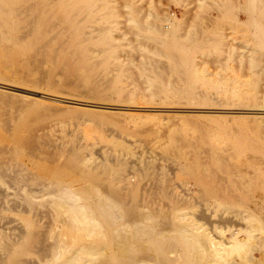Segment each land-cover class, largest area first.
I'll return each instance as SVG.
<instances>
[{"label":"rangeland","instance_id":"obj_1","mask_svg":"<svg viewBox=\"0 0 264 264\" xmlns=\"http://www.w3.org/2000/svg\"><path fill=\"white\" fill-rule=\"evenodd\" d=\"M6 1L8 0H0V16L2 17H0V136L4 135L0 139V149L3 143L12 142L13 126L19 124L26 125L36 133L48 135L57 144L41 145L33 156L30 155L31 157L27 154H25L26 157L23 155L22 158L27 162L28 168L35 174L34 181L25 182V184L19 181L18 184H13L10 182L12 179L0 168V183L7 188L9 186L8 191L18 193V196L21 191L23 193L30 191L31 194L37 192V197L32 194L36 199L34 202L43 203L48 207H41V210L49 209V217L45 215L47 210L38 212L42 213H40L42 218L38 224L47 243L62 246L63 253L67 252L65 254L69 256L76 252L78 257L81 251L82 254H79L81 258L84 254L82 247L92 248L96 251L92 257L100 260V263L112 257L117 258L119 253L127 251V254L129 252L132 254L125 253V257L128 256L133 260L137 257L146 258L145 261H149L148 264H185V259L194 260L195 258V264H216L217 261L219 264H234V262L235 264H264V248H262L264 247V179L256 175L259 171L256 169L260 166L264 167L262 161L264 159L261 160L263 156L247 147L239 154L237 147L222 143L229 136L232 138L237 134H244L248 137L250 145L251 143L264 145V117H254V119L251 117L264 112L247 110L264 108V0H130L129 2L117 0L116 4L109 2L107 7L103 8L100 0H94L95 6L100 7L94 17L85 18L77 24L71 22L70 25L73 26H69L67 30L69 34H67L68 42H65V48L68 51L73 50L74 57L81 66L78 74L82 79L78 82L74 77V80L72 79V75L67 77L64 75L63 79L62 70L56 69L51 59L47 60V57H43L44 49L37 51L39 47L32 40L33 37L22 36L17 30L15 33L10 31V23L12 22L11 26L21 24L25 15L17 11L8 13ZM247 2L252 4L253 13L255 12L252 15L255 21L252 20L250 11L246 9ZM99 28L103 29L99 30ZM259 28L262 31L260 38ZM161 32L174 34L183 45L184 53L182 54L186 62L184 67L186 72L172 69V65L165 56L164 48L156 41V37ZM218 33L225 37L223 44L215 42ZM16 35H21L19 40L15 39L18 37H15ZM46 35L47 33L42 34L38 39L43 41ZM48 36L50 37L51 34ZM19 50H22L21 54ZM40 53L42 56L39 55ZM152 59L159 61L158 70L151 65ZM138 62H144L146 69ZM187 64L192 65V68L190 69ZM131 67L134 74L129 69ZM91 74L102 75L129 88H133L135 82H140L146 95L125 99L110 90L102 91L99 88L98 90L104 92L105 96L104 98L96 97L86 77ZM189 74L191 81H188L191 85L188 87L185 85V76ZM68 77L72 79L71 85L65 82ZM206 82H213L215 85L209 87L204 84ZM150 83L160 86L169 85V88L165 92L151 96ZM219 83H221L220 90L229 92L236 88L237 95L218 94L216 84ZM74 84L77 85L74 86ZM185 89L194 94H182L181 91ZM195 93H205L207 97ZM191 98L195 101L208 98L210 99L208 104L211 107L216 106L219 101L227 100L230 105L223 107L230 108L228 110L231 111L242 110V112H227L228 110L225 109V112L193 113L177 108L184 104L188 105L186 102ZM110 104H132L134 107L133 109L126 106L110 107ZM153 114H158L160 118ZM171 120L173 121L170 123ZM163 124L164 131L169 124L173 128L169 131L167 128L163 134L161 132ZM171 133V136L176 138L177 149L165 152L163 147L170 143L169 134ZM214 142L221 146L219 154L226 156L228 171L232 172L229 180L225 177L221 180L223 184H228L230 199L219 198V184L214 181L210 183L211 185L201 186L183 171L196 161L193 157L194 153L201 162H205L208 168L213 167L209 152ZM71 144L82 146L79 150L86 161L78 166L67 159ZM86 144L88 147L85 148ZM177 152L183 153L186 159L176 162L173 155ZM256 153L260 155L258 160L255 159L257 161L251 159L253 158L251 156L258 157ZM7 156V152L1 153L0 150V160ZM146 158L155 162L156 169L151 172L150 177L141 179L139 167L141 160ZM249 158L252 161H249ZM102 159L116 170L122 168L120 160H127L129 175L137 173V177H131V181L139 183L135 195L132 196L133 199L129 201L133 209L136 208L133 214L138 212L134 217L137 218V215H140L137 218L138 222H133L134 218L127 221L121 213V208L116 207L115 209L118 210L116 212L121 216L118 219L120 229L118 227L119 231H117L121 234L116 230L113 231L118 233L115 238L112 237L111 226L107 224V221L105 222L107 217L96 211L94 202L98 196L108 198V195L110 196L108 187L118 182L113 178H107L103 170L99 171L95 179L78 173L80 169L93 165V161ZM258 161H261L263 166ZM238 169L243 172L250 170L259 180L250 175V172H246V175L250 176H239ZM218 171L217 173L224 174L221 170ZM160 173L165 174L167 182L162 177L166 185L164 190L157 191L153 184L157 177L152 174L158 176ZM248 178H252L251 180L255 178V183L253 184L254 180L249 182ZM260 182L262 186L257 188ZM2 186L1 188H6ZM13 188L22 190L17 191ZM18 196L17 198L20 199ZM79 207L84 210L82 211ZM0 210L2 215L16 219V221L11 219L9 223H1L3 228L6 227L4 230L9 232L13 224L15 225L18 221L23 224L32 215L20 209L1 207ZM74 210L79 215L84 212L82 216L77 217L82 218L83 222L75 221L73 215H77L73 213L77 212ZM8 217L7 220H9ZM98 222L107 226H99ZM130 222L133 227L130 226ZM230 225L244 229L243 236L241 235L244 238L240 237L243 242L232 249H227L228 252L232 250L230 253H225L226 249H222L224 253L220 252L221 250L217 253L216 249L209 251L207 248L208 253L203 246L204 243H200L207 241L202 233L208 232L209 235L218 239L220 232ZM180 227L185 229L186 234L201 235L199 243L203 248L198 245L197 239H190L193 240L192 242L189 239L187 242V239L182 240L176 233ZM195 230L198 231L194 232ZM227 233L224 234L225 239L230 237ZM246 233L251 234V237L248 235L250 239L248 237L245 239ZM120 238L124 241L122 242ZM138 240L141 242L139 243ZM193 242H196V246ZM29 256L38 260L35 249L31 250ZM191 256L193 259L190 258ZM158 257L164 258L160 261ZM144 259L137 260L144 261ZM194 261L191 263L193 264Z\"/></svg>","mask_w":264,"mask_h":264},{"label":"bare ground","instance_id":"obj_2","mask_svg":"<svg viewBox=\"0 0 264 264\" xmlns=\"http://www.w3.org/2000/svg\"><path fill=\"white\" fill-rule=\"evenodd\" d=\"M102 3L101 7H107V5L109 4V2H112V3H117V0H100ZM119 1V0H118ZM122 0H120L121 2ZM124 1H130V0H124ZM248 1V0H247ZM7 3V7H6V10L8 11V13H11L12 11H17V13H22L25 15V19L21 22V24L15 26L12 24L11 26V23H10V31L12 33H15L16 30L17 32L19 31L22 36L23 35H29L31 37H33V41L36 43V45H38V50L37 48H35L37 51H39V49L43 48L45 51L44 54L45 56L43 57H47L46 59L48 60L51 59L50 61L51 62H54L55 63V67L56 69L59 68V70L61 69L62 72H63V79H64V75H72V79L73 77L75 78V80L80 81L82 79V77L78 74L79 73V69H80V65L78 64L77 62V59L76 57H74V52L72 51H68L66 48H65V42L67 41V34H69V32L67 31L68 30V27L69 26H73V25H70L71 22H75V24L79 23L80 21H82L83 19L85 18H88V19H91L94 17L95 15V12L100 8V7H97L95 6V4L93 3L94 0H8L6 1ZM254 7V6H253ZM5 8V7H4ZM246 9L248 11H250L251 15L253 13V9H252V4H250L249 2H247L246 4ZM263 9V8H262ZM3 10V9H2ZM264 12V10H263ZM16 13V15H18ZM138 13V12H136ZM247 13V12H246ZM255 13V12H254ZM253 13V14H254ZM264 15V14H263ZM20 16L22 17V15L20 14ZM138 16V15H137ZM1 17V16H0ZM11 17V16H10ZM2 18V17H1ZM17 18V17H15ZM248 18V17H247ZM260 19V18H259ZM252 20L255 21V17L252 15ZM19 23V22H18ZM262 24V22H261ZM264 27V26H263ZM103 28H99V30H102ZM153 29V28H152ZM259 38H260V33L262 32L261 31V28H259ZM154 32V30H152ZM95 32V31H94ZM47 33L46 35V38L45 40L41 41L38 39V37L42 34H45ZM77 33V32H76ZM151 33V32H150ZM51 34V36L49 37L48 35ZM12 35V34H11ZM81 35V34H80ZM18 36V37H17ZM21 36V35H20ZM19 35H16L15 39H18L20 37ZM48 36V38H47ZM263 37V35H262ZM261 37V38H262ZM14 38V37H13ZM21 39V38H20ZM95 39V38H94ZM184 39V38H183ZM225 39L224 36H222V34L218 33L217 36L215 37V42L216 44L218 43H221L223 44V40ZM19 40V39H18ZM70 41V40H69ZM74 41V40H73ZM156 41H157V44L159 46H162L164 48V53H165V56L166 58L168 59V62L172 65V69L174 70H181L184 72L185 68L186 67L185 65V60L183 58V54L184 52H182V48H183V45L180 44V42L178 41V38L176 36H174V34H171V33H165V32H161L158 37H156ZM32 42V41H31ZM33 42V44H35ZM68 42V41H67ZM11 43V42H10ZM99 43V42H98ZM100 44V43H99ZM106 44H110V43H106ZM1 45V44H0ZM67 45V44H66ZM75 45V44H74ZM35 46V45H34ZM104 46V45H103ZM6 47V45H5ZM33 47V46H32ZM79 47V46H78ZM4 48V47H3ZM71 48V47H70ZM5 49V48H4ZM27 49V48H26ZM12 50V49H11ZM1 51V50H0ZM43 51H41L43 53ZM75 51V50H74ZM32 52H36V51H32ZM76 52V51H75ZM19 53L21 54L22 53V50H19ZM42 53H40L39 55L42 56ZM77 53V52H76ZM87 53V52H86ZM82 55V53H81ZM102 56V55H101ZM80 57V56H79ZM97 57V56H96ZM190 57V56H189ZM83 59V58H82ZM45 60V59H44ZM90 63V62H89ZM140 63L139 65H141L142 67H144L146 69V65L144 62H138ZM150 63L151 65L155 66V69H159V61L156 60V59H152L150 60ZM189 63V62H188ZM53 65V64H52ZM188 65V64H187ZM98 66V65H97ZM103 66V65H101ZM100 66V67H101ZM190 66L189 68L191 69L192 68V65H188ZM187 66V67H188ZM53 68V67H52ZM131 73L134 74V70L131 68H129ZM154 69V68H153ZM189 69V70H190ZM60 70V71H61ZM194 71V70H193ZM186 72V70H185ZM87 73V72H86ZM85 74V73H84ZM115 75V74H114ZM120 75V74H119ZM198 76V75H197ZM44 77V76H43ZM89 83H90V86L92 88V90L94 89V95L96 97H103L105 96L104 92H100L99 90H102V91H106V90H110L112 91L114 94H118V95H121L123 98H131V97H135V96H138V95H142V94H145L146 93L144 92L143 90V86H142V83L140 82H135L134 83V87L133 88H129L128 86L126 85H122V84H119L117 82H114L113 80L111 79H107L105 78L104 76L102 75H87L86 76ZM186 77V83L185 85L186 86H190L191 85V82H189L188 80H190V74L185 76ZM199 77V76H198ZM113 78V77H112ZM119 78V77H117ZM51 79V78H50ZM68 79L67 82L69 85H71L70 82H72V79L70 80L69 77L66 78ZM195 79V78H194ZM198 79V78H197ZM62 80V79H61ZM70 80V81H69ZM74 80V79H73ZM117 80V79H116ZM69 81V82H68ZM148 81V80H147ZM191 81V80H190ZM63 83H65L64 81H62ZM66 83V84H67ZM206 86H214L215 83L213 82H206L204 83ZM73 85V84H72ZM77 84H74V86H76ZM169 85H157V84H153V83H150V95H156V94H160L162 92H165L168 90V87ZM228 86V85H227ZM184 87V86H183ZM220 87H221V83L219 84H216V89H217V93L219 94H226V93H229V94H232V95H237L238 91L236 88H234L233 90L227 92V91H222L220 90ZM101 88V89H99ZM99 89V90H98ZM189 89V88H188ZM188 89H185V90H182L181 93L184 94V95H193L194 93H192L190 90ZM138 93H137V92ZM221 91V92H220ZM178 92V91H177ZM196 95H204L206 96L205 93H195ZM93 97V96H92ZM207 97V96H206ZM116 98V96H115ZM193 98L189 99V101H187L186 104H184V106H181V107H177V108H181L182 111H187V112H193V113H207V112H221V111H224L225 109H230V108H226V107H223V106H229L230 105V102L227 101V100H222V101H219V103L216 104V106H210V104H208L210 102V99L208 98H200L199 100L195 101L194 99L192 100ZM111 100V99H109ZM117 100V99H116ZM115 103V102H114ZM96 104H97V101H96ZM95 104V105H96ZM98 104H100L98 102ZM103 104V103H102ZM116 104V103H115ZM115 104H110V107H119V106H126L127 108H131L133 109L134 105H115ZM106 105V104H105ZM104 105V106H105ZM109 106V104H107ZM213 105V104H211ZM166 106V105H164ZM170 106V105H169ZM125 107V108H126ZM176 108V107H175ZM233 108V107H232ZM236 108V107H235ZM168 110V109H167ZM179 110V109H178ZM249 112L251 111H254V112H264V108H252V109H247ZM175 111V110H174ZM225 112V111H224ZM227 112H235V113H238V112H242V110H239V111H231V110H228ZM244 112V111H243ZM259 114V113H257ZM155 117H159L157 116L158 114H153ZM163 115V114H162ZM264 117V114H259V115H256V116H252L251 117L254 119V117ZM166 117V116H165ZM168 117V116H167ZM198 117V116H197ZM160 118V117H159ZM162 118V117H161ZM169 118V117H168ZM167 118V120H168ZM155 119V118H154ZM163 119V118H162ZM262 119V118H261ZM162 121V120H161ZM173 120L170 121V123L172 122ZM175 122V121H174ZM147 128V127H146ZM167 128H168V131L173 128L170 124L167 125ZM167 128H165L167 130ZM198 128V127H197ZM13 134H12V142H5L1 145V153L2 152H7L8 153V156L5 157V159H1L0 160V168H1V171L6 173L11 179L12 181L10 182H13V184H18L19 181H21L23 184H25V182H30V181H34L35 180V174H33L31 172V170L28 168V164H26L27 162H25L23 160V155L25 156V154L27 155H31L33 156L34 155V152H36V150L38 149L39 150V147L41 145L45 146L44 144H48L51 145V144H57V142H55L54 140H52L48 135L46 134H40V133H36L35 131H33L31 128L27 127L26 125L24 124H19V125H14L13 126ZM9 130V129H8ZM19 130V131H18ZM153 130V129H152ZM162 130L161 131L163 134H165V131H164V124L162 126ZM8 132L11 133V130H9ZM203 132V131H202ZM224 133V132H223ZM162 134V135H163ZM171 134H169L170 136V143L166 146L163 147V150L165 152H171L172 150H175L177 149V141H176V138L171 136ZM224 135V134H223ZM233 135V134H232ZM4 135L1 134L0 136V139L1 137H3ZM168 136V137H169ZM157 137V136H156ZM160 137V135L158 136ZM202 137V136H201ZM200 137V138H201ZM248 137L244 134L242 135H238L237 136H233L232 138L229 136L227 139L223 140L222 143H225V144H232V146L234 147H237L238 148V153L241 151V150H244L245 147L248 148H251V150H256L257 152H259L260 154H262V159H264V145L263 146H259V145H256V144H252L250 145V142L249 140L247 139ZM202 139V138H201ZM8 140V139H7ZM168 141V140H167ZM205 141V140H204ZM67 143V142H65ZM64 143V144H65ZM155 144V142L153 143ZM250 146V147H249ZM58 147V146H57ZM65 147V146H64ZM69 147L70 150L67 152V159L69 161H71L73 164L75 165H80L82 163H84L86 160H85V156L82 155V153L80 152L79 147L78 145L76 144H71ZM85 148L88 147V145L86 144L84 146ZM67 148V147H66ZM65 148V149H66ZM27 149V151L25 150ZM41 149V148H40ZM221 149V146L217 143H213L212 147H211V151L209 152V157L210 159L212 160L213 162V167H210L208 168L205 164V162H201L199 157H197V154L194 153L193 154V157L194 159L196 160L195 162H193V165H190L188 168L184 169L183 171L188 174V176H191L190 179L192 180H195V182L199 183L201 186H206V185H211L210 183H212L213 181L216 183V184H219V198H222L225 200V198H229V191H228V184H223V182L221 180H223V178L225 177L227 180H229V176H231V173L230 171H228V163L225 161V157H223L222 155H220L219 153V150ZM253 150V151H254ZM27 152V153H26ZM40 152V151H39ZM50 153V152H49ZM237 153V152H236ZM171 154V153H170ZM240 154V153H239ZM258 154V153H256ZM48 155V154H47ZM30 156V157H31ZM54 156V155H53ZM174 159L177 161H180L181 159L184 160V158L186 157L183 153L181 152H177L175 153L174 155ZM257 156V155H256ZM254 158V156H251L253 158H251L252 160H255L257 158H259V154H258V157ZM26 157V156H25ZM119 157V156H118ZM149 157V156H148ZM53 158V157H52ZM120 158V157H119ZM145 158V157H144ZM189 158V157H188ZM35 159V158H34ZM186 159V158H185ZM248 159V157H247ZM249 158V161L251 160ZM136 160V159H135ZM251 160V161H252ZM255 160V161H257ZM260 160V159H259ZM27 161V160H26ZM35 161V160H34ZM108 161V160H107ZM111 161V160H110ZM248 161V162H249ZM254 161V162H255ZM264 162V160H262ZM247 162V161H246ZM253 162V164H254ZM259 163L261 161H258ZM262 162V163H263ZM93 165H91L90 167L88 168H82L80 169V171H78V173L82 176H85V177H88V178H97L98 174L100 173L99 171H104L106 173V177L107 178H113L115 179L118 183H115L113 184L112 186H109L108 187V190L109 193H110V196L108 195V198L104 199V198H101V197H97L96 198V201L94 202L96 204V211L97 212H100L101 214H104L106 217H107V220H105V222L107 221V224L111 226V230H112V233L113 231H119L120 227H119V222H118V219H120V215L118 214V210H116L117 208L116 207H120L121 210H122V215H124V217L127 218V221H131L133 220L132 218H134V221L133 222H138L137 221V218L140 216V215H137L138 217L135 218L134 216L138 213V212H134L136 214H133V210L136 209L134 208L133 209V205H131L129 203L130 199H133L132 196L135 195V191L136 189L139 187V183H135L134 180L131 181V177H137V173H133L132 176L129 175V162L127 160H120V163L122 165V168L121 170H116V169H112L111 168V164L110 163H105L104 162V159H102L101 161H93L92 162ZM155 162L152 160V159H149V158H146V159H143L141 160V164H140V167H139V172L141 173V179L143 178H147V177H150L151 175V172L154 171L156 168V166L154 167V164ZM179 163V162H178ZM188 163V162H187ZM190 163V162H189ZM250 163V162H249ZM258 163V166H260ZM261 164V163H260ZM72 165V164H71ZM159 165V164H157ZM211 165V164H209ZM263 166V164H261ZM137 166V165H136ZM212 166V165H211ZM245 166V165H244ZM251 166V164H250ZM255 166V165H254ZM257 166V164H256ZM257 166V167H258ZM247 167V166H245ZM253 167V166H251ZM242 169V168H241ZM239 170L238 169V175L239 176H242V177H245V176H250L252 173L251 171L249 170L250 172V175H246V171L243 172L242 170ZM244 169V168H243ZM247 169V168H246ZM256 169V168H255ZM261 169H264V167L262 168L261 166L258 167V169H256V171H258L256 173V175H259L258 177H261L262 179H264V170H261ZM48 170V169H47ZM161 170V169H159ZM172 170V169H171ZM218 170H221L222 172H224V174H220V173H217ZM254 171V170H253ZM255 171V172H256ZM261 171V172H260ZM1 172V173H2ZM219 172V171H218ZM247 172V173H249ZM76 173V172H75ZM260 173V174H259ZM220 174V175H219ZM157 177L155 179V182L153 184H155V187L157 189V191H162L164 190V187L166 185V178H165V174L163 173H160L158 174V176H156V174H152V176ZM254 173L252 174V176H255V178L258 179V177L256 176ZM261 175V176H260ZM251 176V177H252ZM263 176V177H262ZM162 177L165 178V181L162 180ZM241 178V177H240ZM247 178V177H246ZM246 178L244 180H246ZM253 178V180L255 179ZM133 179V178H132ZM137 181V178H135ZM189 179V180H190ZM250 179L249 182L253 181L251 180L252 178H248ZM256 180V179H255ZM255 180L253 182V184L255 183ZM259 180V179H258ZM248 181V180H247ZM262 181V180H261ZM264 181V180H263ZM1 182V181H0ZM9 182V183H10ZM20 182V184H22ZM245 182V181H244ZM258 182V181H257ZM144 183V182H143ZM142 183V184H143ZM221 183V184H220ZM263 183V182H262ZM3 184V183H2ZM12 184V185H13ZM19 184V185H20ZM142 184L140 185L141 188L142 187ZM252 184V183H251ZM9 185V184H8ZM7 185V186H8ZM18 185V186H19ZM145 185V184H143ZM247 185V184H246ZM257 185V184H255ZM261 185V182L258 183L257 185V188L260 187ZM1 183H0V209L1 207H4V208H10V209H14V210H22L23 212H28V213H31V217L27 220L24 221L23 224H25V226L23 227V224L20 223L19 221L15 223V225L13 224V226L11 227L10 231H5L4 228L6 227H2L1 223H9V221H16V219L14 218H9L8 216H5V215H2L1 214V210H0V264H145V260H147L146 258H136L133 260V258H129L128 256L125 257V255L127 254V251L122 253V251H120L122 254L119 253V256L117 255V258H109L108 261L106 262H102L100 263V260L98 259H95V257H92L93 254H95V250L92 249V248H84L82 247V249L79 248V250H82V252H84V254L82 255V258L79 257L80 253L78 254V257H77V254H75L76 252H74V255L72 254L71 256L69 255H66L65 253H63V249H62V246L58 245V244H55L53 243L52 245L51 244H48L47 241H46V238L44 236V234L42 233L41 229H40V224H38V221L40 220V218H42V216L40 215V213L42 212V210L45 208L46 205H44L43 203H37V202H34L35 199V195L37 197V192L35 194H33L34 196H32L31 192L28 191V192H22L21 190L23 189H15L17 191H21L19 192V196H18V193L16 191L17 194L12 193L10 191H8V188L6 187V185L3 184L4 187H6L5 189L4 188H1ZM2 186V187H3ZM15 186V185H13ZM11 186V187H13ZM21 186V185H20ZM23 186V185H22ZM51 186V185H50ZM198 186V185H197ZM262 186V185H261ZM10 187V188H11ZM21 188V187H19ZM209 188V187H208ZM252 188V187H251ZM33 189V188H32ZM44 189V188H43ZM250 189V188H249ZM12 190V188H11ZM29 190V189H28ZM61 191L63 189H60ZM143 190V189H142ZM14 191V190H13ZM43 191V190H42ZM41 191V192H42ZM256 191V189H255ZM208 192V191H207ZM21 193V195H20ZM258 193V192H257ZM11 194V195H10ZM13 194V195H12ZM108 194V192H107ZM140 194V193H139ZM16 195V197H15ZM23 195V196H22ZM39 195V194H38ZM20 197L19 198H17ZM141 196V195H140ZM34 197V199H33ZM111 197V198H110ZM168 197V196H167ZM39 198V197H38ZM140 198V197H139ZM170 199V198H169ZM230 199V198H229ZM172 200V199H171ZM94 201V200H93ZM62 202V201H61ZM64 202V201H63ZM91 203V202H90ZM94 204V205H95ZM139 204V203H138ZM137 204V205H138ZM82 206V205H81ZM41 207H44L42 208L41 210ZM83 207V206H82ZM82 207L80 209H82ZM91 207V206H90ZM138 207V206H137ZM46 208H48L46 206ZM116 208V209H115ZM3 209V208H2ZM93 209V208H92ZM119 209V208H118ZM44 210H47V209H44ZM49 210V209H48ZM48 210L46 211L45 215L47 217H49V212ZM84 209H82L83 211ZM155 210V209H154ZM39 211H41L40 213H38ZM76 211V210H74ZM81 211V210H79ZM93 211V210H92ZM73 212V211H72ZM77 212V211H76ZM178 213V211H176ZM51 213V212H50ZM86 213V212H85ZM171 213V212H170ZM42 214V213H41ZM73 214H76L77 216H74L73 215V218L75 219V221L77 222H80L82 220V218H77L79 216H82L84 214V212L80 213L82 215H79V213H73ZM166 214V213H165ZM146 215V214H145ZM237 215V214H236ZM171 216V215H170ZM208 216V215H207ZM7 217L9 220H7ZM53 217V216H52ZM146 217V216H145ZM164 217V216H163ZM180 217V216H179ZM166 218V217H164ZM232 219V216L230 217ZM252 218V217H251ZM102 219V218H101ZM105 219V218H104ZM129 219V220H128ZM136 219V220H135ZM143 219V218H141ZM145 219V218H144ZM168 219V218H167ZM230 219V220H231ZM7 220V221H6ZM99 220V219H98ZM139 220V219H138ZM165 220V219H164ZM224 220V219H223ZM230 220H229V224H230ZM244 220V219H243ZM248 220V219H247ZM250 220V219H249ZM6 221V222H5ZM147 221V220H146ZM163 221V220H162ZM173 223L174 220H172ZM176 221V220H175ZM233 221V220H231ZM235 221V220H234ZM233 221V222H234ZM96 222V221H95ZM94 222V223H95ZM125 222V221H124ZM132 222V223H133ZM167 222V221H166ZM3 223V224H4ZM126 223V222H125ZM170 223V222H169ZM48 224V223H47ZM104 225L102 222H98L97 225L99 226H107ZM131 224V222H130ZM176 224H177V221H176ZM235 224V223H234ZM238 224V222L236 221V225ZM249 224V222H248ZM254 224V223H252ZM73 225V224H72ZM81 225V224H80ZM125 225V224H124ZM133 224H131L130 226H132ZM149 225V224H148ZM182 225V224H181ZM236 225H230L228 227L225 228V226L223 228H225V230L221 231L220 232V236H218L219 238L217 239L216 237H214L213 235H209L208 232H203V237L206 238L207 241H203V242H200L201 240V235L200 236H197L195 234L192 235L191 233H188L186 234L185 232V229L183 227H180L176 233L179 234V237H181L182 240H186V242L188 241H193V240H190V239H197L198 241L196 242H200L201 244H203V246H205L204 248H209V251L210 249H213L215 251H217V253L220 251V252H223L222 249H226V251H224L225 253H227V249L229 248H233V247H236L238 245L241 244V238L243 239L244 237H242L243 235V231L244 229H242V227H237ZM136 226V225H135ZM139 226V225H138ZM147 226V225H146ZM178 226V224H177ZM188 226V225H187ZM241 226V225H240ZM119 227V229H118ZM133 227V226H132ZM186 227V226H185ZM8 228V227H7ZM122 228V227H121ZM194 228V227H192ZM247 228V227H246ZM110 229V228H109ZM134 229H138V228H134ZM140 229V228H139ZM168 229V228H167ZM195 229V228H194ZM252 229V228H251ZM254 229V228H253ZM89 230V229H88ZM129 231V229H127ZM141 230V229H140ZM189 230V229H188ZM199 230V229H198ZM198 230H195L194 232L198 231ZM89 231H92V230H89ZM117 231V232H118ZM123 231V230H121ZM120 231V232H121ZM126 231V230H125ZM133 231V229H132ZM138 231V230H137ZM172 231V230H171ZM45 232H47L45 230ZM134 232V231H133ZM136 232V231H135ZM189 232V231H188ZM201 232V231H199ZM225 232H228L227 234H229V239H225L224 238V234ZM254 232V231H253ZM92 233V232H91ZM119 233V232H118ZM116 232H114L112 234V237L115 238V235L118 234ZM139 233V232H138ZM159 233V232H158ZM251 233V232H250ZM90 234V233H89ZM95 234V233H94ZM121 234V233H119ZM127 234V233H125ZM191 234V235H189ZM135 235V234H134ZM242 235V236H241ZM246 237L245 239L250 235L251 237V234H244ZM125 236V235H123ZM117 237V236H116ZM119 237V235H118ZM121 237V236H120ZM133 237V236H132ZM135 237V236H134ZM142 237V235H141ZM155 237V236H154ZM202 237V238H203ZM241 237V238H240ZM112 238V239H113ZM147 238V237H146ZM160 238V237H159ZM158 238V239H159ZM204 238V239H205ZM121 241H122V238H120ZM128 239V238H126ZM137 239V238H136ZM140 239V238H139ZM202 239V240H204ZM250 239V238H249ZM249 239L248 242H249ZM263 239V238H262ZM119 240V239H118ZM117 240V241H118ZM135 240V238L133 239V241ZM260 240V239H259ZM115 241V239H114ZM112 241V242H114ZM116 241V242H117ZM124 241V240H123ZM122 241V242H123ZM129 241V240H128ZM139 243L141 242L140 240H138ZM144 241V240H143ZM181 241V240H180ZM245 241V240H244ZM195 242V243H196ZM255 242V241H254ZM258 242V241H257ZM121 244V242H118ZM126 243V242H125ZM148 243V242H147ZM190 243V242H189ZM195 243L193 242V244L195 245ZM197 243V244H198ZM198 244L200 246H202L201 244ZM117 244V243H116ZM135 244V242H134ZM142 244V243H141ZM250 244V243H249ZM256 244V243H255ZM115 245V244H114ZM126 245V244H125ZM133 245V244H132ZM131 245V246H132ZM244 245V244H243ZM258 245V244H257ZM117 246V245H115ZM122 246V245H120ZM141 246V245H140ZM189 246V245H188ZM196 246V245H195ZM203 246L201 248H203ZM245 246V245H244ZM118 247V246H117ZM211 247V248H210ZM258 247V246H257ZM261 247V246H260ZM119 248V247H118ZM117 248V249H118ZM127 248V247H125ZM143 248V246H142ZM146 248V247H145ZM144 248V250H145ZM198 248V246L196 247ZM264 248V247H262ZM32 249H35L36 252L38 253V260L34 259L33 257L29 256V253L31 252ZM255 249V248H254ZM259 249V247H258ZM78 250V251H79ZM116 250V248H115ZM120 250V249H119ZM119 250L117 252H119ZM142 250V249H141ZM199 250H202V249H199ZM235 250V249H233ZM202 251H205L204 249ZM208 253V249L206 250ZM240 251V250H239ZM102 252V251H101ZM192 252V251H191ZM194 252V251H193ZM201 253V251H199ZM211 252L213 253V251L211 250ZM210 252V253H211ZM219 252V253H220ZM223 252V253H224ZM232 252L229 251L228 253ZM244 252V251H243ZM126 253V254H125ZM130 254H132L131 252H129ZM129 253L127 255H129ZM203 253V252H202ZM201 253V254H202ZM206 253V252H205ZM82 254V253H81ZM160 254V253H159ZM195 254V252H194ZM200 254V255H201ZM215 254V252H214ZM214 254H211V256H213ZM239 254V253H238ZM207 255V254H206ZM210 255V254H209ZM222 255V254H221ZM225 255V254H224ZM230 255V254H229ZM233 255V254H232ZM235 255V254H234ZM233 255V256H234ZM242 255V254H240ZM159 256V255H158ZM178 256V255H177ZM194 256V255H193ZM216 256V255H214ZM226 256V255H225ZM228 256V255H227ZM239 256V255H238ZM244 256V255H243ZM132 257V255L130 256ZM161 257V256H160ZM158 257V259L160 258ZM195 257V256H194ZM217 257V256H216ZM230 257V256H229ZM240 257V256H239ZM81 258V259H80ZM164 257H162L161 259H163ZM170 258V257H169ZM191 259H193V257L191 256L190 257ZM213 258V257H212ZM220 258V257H219ZM223 258V257H221ZM242 258V257H241ZM137 259H144L143 260H137ZM161 259H159L161 261ZM217 260H219L218 258H216ZM231 259V258H230ZM243 259V258H242ZM245 259V258H244ZM150 260V259H149ZM196 260V258L194 259ZM194 260H188V259H185V264H189L191 263L192 261ZM200 260V259H199ZM214 260V259H213ZM233 260V259H232ZM231 260V261H232ZM151 261V260H150ZM159 261V262H160ZM249 261V259H248ZM264 261V260H263ZM149 263V261H147ZM146 262V264H148ZM165 262V260L163 261ZM182 262V261H181ZM223 261H221L222 263ZM233 262V261H232ZM244 262V261H242ZM255 262V261H254ZM259 262V261H257ZM196 261H194L193 264H195ZM200 263V262H199ZM217 263L219 264V262L217 261ZM216 263V264H217ZM236 262H234L235 264ZM261 263V262H260ZM151 264V263H150ZM182 264V263H181ZM192 264V263H191ZM210 264V263H209ZM228 264V263H227ZM238 264V263H237ZM249 264V263H248ZM255 264V263H254Z\"/></svg>","mask_w":264,"mask_h":264}]
</instances>
